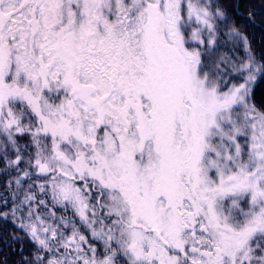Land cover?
I'll use <instances>...</instances> for the list:
<instances>
[{
    "label": "snow or ice",
    "instance_id": "obj_1",
    "mask_svg": "<svg viewBox=\"0 0 264 264\" xmlns=\"http://www.w3.org/2000/svg\"><path fill=\"white\" fill-rule=\"evenodd\" d=\"M242 27L224 0H0V264H264Z\"/></svg>",
    "mask_w": 264,
    "mask_h": 264
},
{
    "label": "trees",
    "instance_id": "obj_2",
    "mask_svg": "<svg viewBox=\"0 0 264 264\" xmlns=\"http://www.w3.org/2000/svg\"><path fill=\"white\" fill-rule=\"evenodd\" d=\"M231 3L226 2L224 0V4L227 7L229 13L235 18L238 24L243 25L241 28V31L245 32L249 39L252 42V45L254 49L259 53L261 51H264V0H241L239 5V9L242 13L241 15H237L234 6H235V1L230 0ZM234 1V2H232ZM247 13L245 12V10ZM235 13V14H234ZM249 15H253L257 24L259 26L251 24L246 18ZM257 95L258 97H264V84H260L257 87ZM0 231H3V229H0ZM3 244H0V249H3ZM8 250L5 249V252Z\"/></svg>",
    "mask_w": 264,
    "mask_h": 264
},
{
    "label": "rangeland",
    "instance_id": "obj_3",
    "mask_svg": "<svg viewBox=\"0 0 264 264\" xmlns=\"http://www.w3.org/2000/svg\"><path fill=\"white\" fill-rule=\"evenodd\" d=\"M234 1H235V5H236V4H239V5H241V7H242L243 4L240 3L241 0H234ZM234 1H232V2H234ZM226 2H228V0H226ZM229 2L231 3L230 0H229ZM244 10H245V9H244ZM247 11H248V10H247ZM247 11L245 10L246 13H247ZM240 12H241V11H240ZM234 14H235V13H234ZM241 16H242V15H241Z\"/></svg>",
    "mask_w": 264,
    "mask_h": 264
}]
</instances>
